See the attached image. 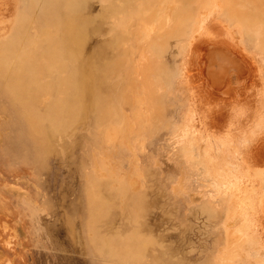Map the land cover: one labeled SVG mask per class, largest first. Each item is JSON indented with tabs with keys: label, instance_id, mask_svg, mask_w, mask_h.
<instances>
[{
	"label": "rangeland",
	"instance_id": "374dc122",
	"mask_svg": "<svg viewBox=\"0 0 264 264\" xmlns=\"http://www.w3.org/2000/svg\"><path fill=\"white\" fill-rule=\"evenodd\" d=\"M15 33L0 264H264V0H0Z\"/></svg>",
	"mask_w": 264,
	"mask_h": 264
},
{
	"label": "bare ground",
	"instance_id": "6f19581e",
	"mask_svg": "<svg viewBox=\"0 0 264 264\" xmlns=\"http://www.w3.org/2000/svg\"><path fill=\"white\" fill-rule=\"evenodd\" d=\"M201 25V24H200ZM17 31L18 32H20L21 31V26H19L18 27V29H17ZM17 34L15 33V35L14 36H12V37H8L6 40H4V41H2V42H0V56H2V54H3V52H5V53H7V51H9V47H10V49L11 48H13V46L15 45V40H16V38L17 37H15ZM6 48H8L7 49V51H5V49ZM241 62H239V64H240ZM59 63L57 62L56 63V65H58ZM237 64V63H236ZM209 73H211V74H213V75H215V74H217V72H215V71H210ZM219 77V76H218ZM217 81L218 80V78L217 79H214V80H212V81ZM211 81V82H212ZM216 81H215V83H216ZM214 83V82H213ZM216 84H219V83H216ZM212 85H214V84H212ZM218 86V85H217ZM82 87V89L85 91V92H89L90 91V87H89V84H88V78H87V81L81 86ZM211 87H214V86H211ZM213 91V90H212ZM212 93V92H211ZM214 121V120H213ZM216 122H218V121H216ZM259 149V148H258ZM254 153V152H253ZM254 155V157L256 158L257 156V153L255 154H253ZM249 156H251V154H249ZM251 159H252V157H250ZM253 161V159L251 160V162ZM254 161H255V159H254ZM246 180V179H245ZM248 181V180H247ZM243 182H244V180H243ZM254 182V181H253ZM240 185V184H239ZM244 185V184H243ZM242 185V186H243ZM246 185H248V184H246ZM254 185H256V184H254ZM240 187H241V185H240ZM244 187V186H243ZM248 187V186H247ZM247 187H245V188H247ZM253 187V186H252ZM235 188V187H234ZM245 188H243L242 189V187L241 188H239L240 189V193H242V194H240V195H237V196H239L238 197V199H236V200H234L233 199V201L235 202V201H239V202H236L237 204L239 203V205H240V207H242V208H244V206H246L247 205V203H249V202H247L248 200H249V195H248V193H247V190L245 189ZM257 190V189H256ZM234 191V190H233ZM237 191V190H236ZM259 191V190H258ZM237 192H239V190L237 191ZM243 196V197H242ZM241 198V199H240ZM243 198V199H242ZM246 198V202L245 201H243L244 199ZM240 200H242L243 202H241V204H244V205H242L241 206V204H240ZM250 201V200H249ZM251 202V201H250ZM235 203V205L237 206V204ZM239 205H238V207H239ZM240 209V208H239ZM241 210V209H240ZM245 212V211H244ZM243 212H241V214H242ZM241 216V215H240ZM238 217H239V215H238ZM261 233H263L262 231L260 232V234ZM257 234V233H256ZM262 236H264V234H262ZM262 239V238H261ZM264 239V238H263Z\"/></svg>",
	"mask_w": 264,
	"mask_h": 264
}]
</instances>
